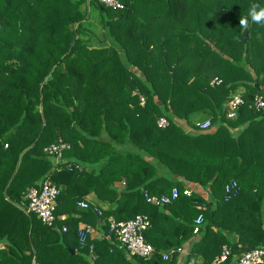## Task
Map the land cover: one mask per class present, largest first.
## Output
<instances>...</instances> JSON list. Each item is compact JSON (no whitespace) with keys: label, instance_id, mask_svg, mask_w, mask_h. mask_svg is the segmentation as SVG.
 Segmentation results:
<instances>
[{"label":"trees","instance_id":"trees-1","mask_svg":"<svg viewBox=\"0 0 264 264\" xmlns=\"http://www.w3.org/2000/svg\"><path fill=\"white\" fill-rule=\"evenodd\" d=\"M119 1L113 10L98 0H0V264H212L224 249L218 264H235L264 249V111L252 102L264 93V23L249 17L246 42L239 25L264 0ZM87 3L102 14V38H84ZM240 85L244 103L229 118ZM196 111L208 129L189 124ZM58 138L70 147L55 164L44 149ZM83 148L91 159L74 156ZM46 176L60 187L56 228L23 210L26 190ZM174 187L165 205L144 196ZM91 193L107 203H90L99 215L77 206ZM137 214L150 221L147 259L129 256L109 230L110 217ZM78 220L106 234L81 246ZM177 247L186 254L161 258Z\"/></svg>","mask_w":264,"mask_h":264},{"label":"built area","instance_id":"built-area-1","mask_svg":"<svg viewBox=\"0 0 264 264\" xmlns=\"http://www.w3.org/2000/svg\"><path fill=\"white\" fill-rule=\"evenodd\" d=\"M104 6L111 8L113 10H118L123 7L122 3L119 0H98ZM221 82V79L215 76L210 84H218ZM144 98L141 97V103H143ZM253 107L256 110L264 111V93L256 94L253 97ZM244 103L240 93H236L230 97L226 104L227 108V117L234 118L239 107ZM157 125L164 128L168 125V120L161 116L157 119ZM200 130L208 129L211 125L210 119L207 118L196 124ZM70 145L67 142H64L61 138H58L57 142L49 144L45 147V152L52 156V159L55 164L63 161L62 152L64 149L69 148ZM236 187V182L227 184L225 187L226 191H231ZM231 189V190H230ZM60 188L55 185L49 178H46L38 182L34 186H30L25 194L24 198L26 200V205L24 211L26 213H34L43 224L47 226L54 227L56 222L55 209H56V199L59 195ZM183 194L190 195L191 189L184 188ZM179 195V190L174 187L172 188L170 194L164 195H149L145 193V198L147 202L156 204V205H165L171 203ZM77 205L80 208H92L96 214H101V209L96 205L91 206L90 202L87 200H79ZM60 220H64V216H59ZM201 221V217L196 219L198 224ZM109 230L114 234L115 240L118 245L126 250L129 256H140L145 259L149 258L154 253L153 246L145 241L144 231L150 226V221L147 215L137 214L135 217L128 220H116L113 217L108 219ZM56 228V226H55ZM67 225L63 224L61 230L63 232L67 231ZM92 226L88 223H82L77 229V235L79 244L81 246L86 245L92 233ZM194 233L198 232V226L196 225L193 229ZM90 255H93L94 247L93 245L89 246ZM183 250L179 247L169 248L165 251L160 252L161 258L165 260H170L175 254L182 253ZM228 251L224 249L223 253L219 258H216L212 261V264H218V262L226 259ZM264 249L263 248H252L244 252L238 261L235 264H263L264 262Z\"/></svg>","mask_w":264,"mask_h":264},{"label":"rangeland","instance_id":"rangeland-1","mask_svg":"<svg viewBox=\"0 0 264 264\" xmlns=\"http://www.w3.org/2000/svg\"><path fill=\"white\" fill-rule=\"evenodd\" d=\"M84 11L87 12L88 11V16L87 19L84 21V25L87 27V35L83 34L84 38H88V37H93V39L95 38H102V31H103V22H102V18H101V13L99 12V10L92 4H85L84 5ZM86 38V39H87ZM225 62L229 63V64H233V65H237V62H235L234 60H230L227 61L225 60ZM218 69L220 71L223 72L222 70V66H218ZM133 72L139 74V72L133 68L132 69ZM244 90V86L240 85V87L237 89V93H242ZM207 115L206 113L202 112V111H196L192 116H190L189 118V124L192 125L198 123L199 121H201L203 118H206ZM188 124H185V126H191Z\"/></svg>","mask_w":264,"mask_h":264},{"label":"crops","instance_id":"crops-1","mask_svg":"<svg viewBox=\"0 0 264 264\" xmlns=\"http://www.w3.org/2000/svg\"><path fill=\"white\" fill-rule=\"evenodd\" d=\"M208 117H206V118H203L201 121H203V120H205V119H207ZM201 121H199V122H201ZM198 122V123H199ZM197 124V123H196ZM195 124V125H196ZM85 148V147H84ZM84 148H83V150H81V152H82V155H80V153L81 152H77L76 151V149H75V155L74 156H76V157H78V158H85L86 156H87V158L88 159H91V153H90V151H89V153L90 154H88L87 153V155H84L83 154V151H84ZM78 151H79V149H78ZM79 154V155H78ZM149 159H151V157H148ZM71 161H73V160H71ZM52 162L54 163V161L52 160ZM92 167L90 166V165H88L87 166V168H86V170H89V169H91ZM124 185H125V182H124V180H122V181H118V182H116L115 184H114V186L117 188V189H120V188H123L124 187ZM60 188V187H59ZM84 200H87L88 202H90V203H92V204H96V205H101L102 207H104V208H107V203H105V202H102L101 200H97V199H95V198H93V194L91 193V194H89V195H87V196H85L84 198H83ZM82 199V200H83ZM81 200V199H80ZM0 204H2V203H0ZM17 207L19 206L20 208H22V206H20V205H16ZM78 206V205H77ZM1 208H0V211L1 210H4L5 209V206L4 205H1L0 206ZM18 207V208H19ZM79 207V206H78ZM80 208V207H79ZM23 209V208H22ZM59 216H64L65 217V219L64 220H61V221H65L66 219H68L69 217H71V219H73L74 217H77L78 215H75V214H71V216H69L67 213H62V214H60ZM59 216H58V218H59ZM60 220V219H59ZM98 222L100 223L101 222V219H98ZM82 223H86L85 221H81V220H78L77 221V228L82 224ZM88 223V222H87ZM65 224V223H64ZM88 224H90V223H88ZM91 226H92V228H93V230H92V233H91V236H92V239H101V237H102V235L103 234H106V231L105 230H103V227H102V224L99 226H96V225H92V224H90ZM0 247L1 248H3L4 247V243H0ZM72 252L74 253L75 252V250H72ZM186 253L184 252V253H182L181 255H185ZM180 255V256H181ZM179 256V257H180ZM178 257V258H179ZM181 260V259H180ZM180 260H179V262L177 263V264H181V262H180Z\"/></svg>","mask_w":264,"mask_h":264},{"label":"clouds","instance_id":"clouds-1","mask_svg":"<svg viewBox=\"0 0 264 264\" xmlns=\"http://www.w3.org/2000/svg\"><path fill=\"white\" fill-rule=\"evenodd\" d=\"M249 17L253 23H264V7L256 3L251 4L248 16L239 19L241 29L247 30L249 27Z\"/></svg>","mask_w":264,"mask_h":264},{"label":"water","instance_id":"water-1","mask_svg":"<svg viewBox=\"0 0 264 264\" xmlns=\"http://www.w3.org/2000/svg\"><path fill=\"white\" fill-rule=\"evenodd\" d=\"M101 9H103L101 7ZM243 34V38L241 39L242 42H246L247 41V32L245 30L242 31ZM212 47H215L214 45H212Z\"/></svg>","mask_w":264,"mask_h":264}]
</instances>
